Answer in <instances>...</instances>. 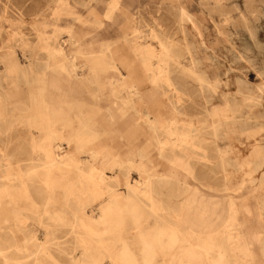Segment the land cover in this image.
<instances>
[{"label":"rangeland","instance_id":"1","mask_svg":"<svg viewBox=\"0 0 264 264\" xmlns=\"http://www.w3.org/2000/svg\"><path fill=\"white\" fill-rule=\"evenodd\" d=\"M111 1L0 0V170L6 157L12 173L43 161L41 154L31 151L29 140L32 137L38 144L42 133L25 123L37 87L33 80L43 77L49 102L77 107L62 110L73 127L77 117L97 130L99 136L90 147L134 165L151 162L156 173L148 176L158 215L189 235L194 247L211 245L208 255L194 249L203 264H264V164L255 170L260 157L253 153L256 145L264 148V0H118L112 11ZM45 40L74 63L77 80L56 69L57 60L48 59ZM104 45L122 61L117 64L120 78L138 89L139 95L132 99L135 109L122 103L125 91L117 94L119 98L112 96L108 81L118 76L113 70H101L98 92L87 81L93 65L90 56ZM140 45L154 57L144 62ZM163 46L170 58L164 61L165 74L153 82L152 70L165 53ZM12 63L17 71L7 73ZM19 105L26 108L15 107ZM146 112L150 120L175 114L178 131L190 132L183 123L191 122V145H158L157 141L171 144L173 136L159 127L150 131L143 121ZM56 144L62 148L58 153L74 149L64 141ZM79 158L85 161L87 155ZM175 160L180 162L175 165ZM102 163L99 158L96 166ZM110 168L105 167L104 173L120 194L126 193V177L131 183L139 178L134 168ZM23 180L26 195L19 183L11 188L12 193L19 191L18 204L2 199L1 207L9 216L12 209L41 213L46 208L61 211L72 221L71 210L84 206L97 218L105 200L91 201L77 193L65 197L63 190L54 189L52 198L58 202L45 206L49 190L35 176ZM65 198L75 202L65 206ZM22 214L26 216L22 225L10 220L0 226V250L11 264L84 263L79 255L80 227L76 230L43 216L38 222L33 212ZM124 224V229L131 226L128 219ZM143 224L152 226L154 221ZM133 232L126 229L122 234L132 238ZM30 236L25 252L12 251L13 241L23 246ZM37 247L45 252L36 253ZM89 249L86 261L108 264L106 256L94 259L93 244ZM164 259L156 255L157 262ZM4 263L0 254V264Z\"/></svg>","mask_w":264,"mask_h":264},{"label":"bare ground","instance_id":"2","mask_svg":"<svg viewBox=\"0 0 264 264\" xmlns=\"http://www.w3.org/2000/svg\"><path fill=\"white\" fill-rule=\"evenodd\" d=\"M117 6L118 0H112L110 3L111 11L115 10ZM121 14L123 15V13ZM45 41L46 47L48 48V59L57 60L56 69L64 73L68 79L77 80L74 63L70 61L59 48L54 46V43L50 44L49 40ZM70 43H74L71 38ZM140 47H144V62L154 57L147 46L140 45ZM163 48L165 53L159 58V63H157L156 67L152 70V76L154 77L153 82L160 80L165 74L164 61L170 58L166 46H163ZM79 54L83 56L81 53ZM86 60L88 61V58ZM90 61L93 65L88 68L90 77L87 78V81L95 85L97 92L100 91L98 75L101 70L111 69L117 74V64L122 63L121 59L119 60L114 57L109 45L102 46L97 54L90 56ZM190 63H194L192 57L190 58ZM175 64L181 66L178 60L175 61ZM5 71L7 73L16 72V64L12 63V66L8 67ZM117 75L119 77L117 76L108 81V84L112 87V96L114 98H119L117 94L121 91H125L127 97H125V100H123L124 98H120V100H123L122 103L129 106V108L135 109L132 99L139 95L136 85L134 82H127V80L120 78L122 75L119 73ZM33 82L37 84V87L35 88L34 94L30 96L32 104L28 107L29 112L32 113L26 117L25 123L27 127L35 128L42 133L41 140L38 144L32 137H29V140L32 147L31 151L36 155L41 154L43 161L41 164L31 168L29 167L25 171L12 173L10 159L6 157L4 164L5 168L0 170V226L6 225L10 220H13L16 226L22 225L21 219L26 218L22 212L28 211L35 213V216L38 217L36 219L38 222H41L40 216H43L47 220L68 225L76 230L80 227L82 236L80 241L82 245L79 255L83 257L84 263L82 264L101 263L100 261H96L95 258L100 259L103 258L102 256H106L109 259L108 264H170L175 258H184L190 254H195L196 252L194 249L200 252L203 251L207 255L212 253L211 245L207 246L203 244L194 247L189 242V235L180 231L177 226L170 225L167 220L158 215L160 209L159 206L156 205L154 196L152 195L151 181L148 176L156 173V170L150 161H147L148 164L139 162L138 165H134L131 161H123L119 159L116 154L112 155L108 151H105V149L90 147L99 136L97 130L90 126L89 121L77 117V126L73 127L71 119L66 117L67 115L62 112L63 108L70 111L76 106L73 107L68 103L54 104L49 102V97L46 95L48 84L43 77L36 78ZM79 84L81 83L78 81V85ZM113 104H116V102H113ZM15 107L23 108L24 106L19 105ZM142 115L144 116L143 121L148 125L150 131L154 132L159 127L169 136H173L171 144H169L168 141H157L158 145H172L174 147L191 145L190 140L192 137L190 133L193 128L191 122L183 123L184 127L190 131L185 132L178 131L179 120H177L175 114H172L173 117L170 119H165L160 115H156L152 120L148 118V112L142 113ZM56 141H64L67 148L73 145L74 149L58 153L62 148L59 145L57 146ZM163 147L164 146H160V148ZM253 153L257 157H260V160L255 165V170H257L264 164V156L260 155L261 153L264 155V148L256 145L253 148ZM80 154L87 155L85 161L79 158ZM138 156L146 157V153H138ZM3 158L5 157L3 156ZM99 158L104 162V164L102 163V167L96 166ZM178 162L180 161L175 160L173 164L176 165ZM183 164L187 165L186 163ZM86 165H88L87 169L85 168ZM107 166L111 167L110 169L114 167L134 168L139 178L131 183L128 177H126L124 181L126 193L120 194L114 189L113 185H111L112 181L104 173V169ZM25 176L37 177L44 187L49 190V196L43 203L45 206L58 202L52 198L54 189L63 190L65 197L69 195L73 196L77 193L79 195L88 196L91 198V201L99 200L102 197H104L105 200L98 210L97 218L93 217V211H89L90 214L85 212L84 206L71 210L73 216L72 221L67 220L63 212L51 211L46 208L43 209L41 213L33 208L12 209V216H9V214L4 212L5 208L1 207L3 202L2 199L7 197L8 204H18L16 196L19 194V191L12 193L11 188L14 183H19L22 194L26 195L27 190L23 180ZM261 179H264V174ZM28 200L26 198L27 203H33ZM74 202L75 201L69 198H65L63 204L68 206ZM145 211L148 214L144 215ZM126 219L131 223V226L126 229L134 231L131 235L129 234L132 238L127 237V233L126 235H124V233L122 234V231L126 230L124 229V221ZM148 220H153L154 225L150 226L143 224ZM14 236L15 234L12 232V237ZM84 236L85 239L83 240ZM29 242H32L31 236L23 246L13 241L12 251L16 253L25 252ZM92 244L95 246V251H93V253L96 254V257H94L95 260L88 262L84 257L88 256L90 250L89 246ZM35 251L36 253L45 252L38 247ZM158 253L162 254L167 260L164 259L161 262H157L156 255ZM0 254L5 260L4 264H11L10 260L1 253V250ZM218 254L221 255L222 252H218ZM136 255H138L140 260L136 258ZM76 260L77 259L74 260V263L78 262ZM199 263L203 264L202 262ZM12 264H19V262H13ZM208 264L222 263L212 262Z\"/></svg>","mask_w":264,"mask_h":264},{"label":"crops","instance_id":"3","mask_svg":"<svg viewBox=\"0 0 264 264\" xmlns=\"http://www.w3.org/2000/svg\"><path fill=\"white\" fill-rule=\"evenodd\" d=\"M178 262H181V263H178ZM199 262H202L200 260V253L199 254L195 253V254H190L189 256L184 257V258H175L171 261L170 264H200Z\"/></svg>","mask_w":264,"mask_h":264}]
</instances>
